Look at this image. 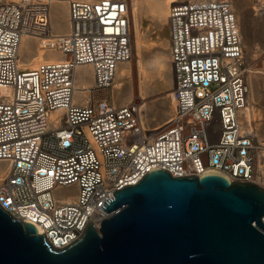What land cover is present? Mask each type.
<instances>
[{"label":"built area","instance_id":"2783aa9c","mask_svg":"<svg viewBox=\"0 0 264 264\" xmlns=\"http://www.w3.org/2000/svg\"><path fill=\"white\" fill-rule=\"evenodd\" d=\"M130 2L68 0V29L58 34L48 0H0V207L57 249L94 213L109 218L104 201L151 170L256 185L264 178V131L244 114L252 69L232 2L169 6L172 108L156 128L144 127L135 101L106 94L134 56ZM24 36L63 58L22 68ZM86 67L87 94L76 85Z\"/></svg>","mask_w":264,"mask_h":264},{"label":"water","instance_id":"95a60500","mask_svg":"<svg viewBox=\"0 0 264 264\" xmlns=\"http://www.w3.org/2000/svg\"><path fill=\"white\" fill-rule=\"evenodd\" d=\"M81 236L52 247L0 207V264H264V188L154 169L116 189Z\"/></svg>","mask_w":264,"mask_h":264},{"label":"bare ground","instance_id":"6f19581e","mask_svg":"<svg viewBox=\"0 0 264 264\" xmlns=\"http://www.w3.org/2000/svg\"><path fill=\"white\" fill-rule=\"evenodd\" d=\"M14 1V0H1ZM50 2V15L52 30L55 33L63 34L68 29L67 21V1L68 0H48ZM85 1V0H84ZM131 6V22L133 25L134 49L137 57V78H138V96L135 103L138 106V113L141 117L144 127H158L167 120L172 108V74L169 65L168 51L166 45L152 44L147 40L146 34L141 32V21L143 19L150 20L157 27L166 24L169 6L179 0H130ZM187 1V0H186ZM257 4L262 1L261 18L264 28V0H254ZM256 4V7H257ZM261 4V3H260ZM20 66L22 68H34L44 61L56 62L63 57L60 52L41 47L36 40L22 37L20 44ZM76 85L79 89H83L84 93H88L92 86L91 70L79 68L77 70ZM132 70L129 63L118 66L117 75L111 86V95L116 103L122 105L130 103L133 98V89L131 85ZM260 76L249 73L250 96L249 107L244 110L245 116H249L256 126L264 129V118L261 115L262 109H257L253 105V101L264 103V94L260 96L256 88L260 86V81L264 84V71ZM162 81L165 91L153 94V83ZM264 92V90H263ZM262 134H259V136ZM263 136V135H262ZM263 171H264V153H263ZM257 185L264 188V178L259 180ZM73 191V190H72ZM63 192V191H61Z\"/></svg>","mask_w":264,"mask_h":264},{"label":"rangeland","instance_id":"374dc122","mask_svg":"<svg viewBox=\"0 0 264 264\" xmlns=\"http://www.w3.org/2000/svg\"><path fill=\"white\" fill-rule=\"evenodd\" d=\"M185 0H179L182 2ZM235 9V12L239 18L241 32L244 42V51L247 61L252 69L251 76L259 74L264 71V28L263 21L260 15L262 1L258 4L254 0H230ZM261 3V4H260ZM257 4V7H256ZM131 29L133 30V25L131 23ZM141 32L146 34L147 40L152 44L166 45L167 44V26L163 24L160 27L154 25L150 20L143 19L141 21ZM132 45L134 49V36L132 33ZM167 47V45H166ZM137 57L134 49V56L130 62L132 75H131V85L133 89V98L131 101H135L138 94V76L136 67ZM165 86L163 82L158 80L153 83L152 95L157 93H162L165 91ZM264 84L260 81V86L256 88L255 92L263 95ZM106 94H111V90H107ZM253 105L257 109H262L261 115L264 118V103L258 102L257 99L253 101ZM264 131V129H263ZM264 136V132L262 134Z\"/></svg>","mask_w":264,"mask_h":264}]
</instances>
